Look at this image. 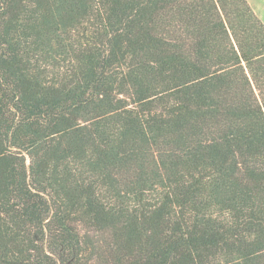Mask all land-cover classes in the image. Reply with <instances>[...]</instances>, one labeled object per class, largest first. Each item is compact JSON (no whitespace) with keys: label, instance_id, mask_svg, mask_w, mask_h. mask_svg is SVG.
<instances>
[{"label":"trees","instance_id":"16d2710c","mask_svg":"<svg viewBox=\"0 0 264 264\" xmlns=\"http://www.w3.org/2000/svg\"><path fill=\"white\" fill-rule=\"evenodd\" d=\"M0 264H264L247 0H0Z\"/></svg>","mask_w":264,"mask_h":264},{"label":"rangeland","instance_id":"374dc122","mask_svg":"<svg viewBox=\"0 0 264 264\" xmlns=\"http://www.w3.org/2000/svg\"><path fill=\"white\" fill-rule=\"evenodd\" d=\"M256 15L264 23V0H247Z\"/></svg>","mask_w":264,"mask_h":264}]
</instances>
